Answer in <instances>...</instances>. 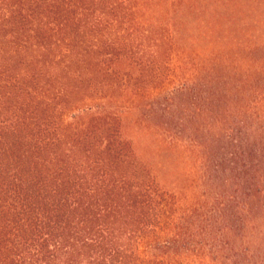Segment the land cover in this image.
<instances>
[{
  "label": "trees",
  "instance_id": "trees-1",
  "mask_svg": "<svg viewBox=\"0 0 264 264\" xmlns=\"http://www.w3.org/2000/svg\"><path fill=\"white\" fill-rule=\"evenodd\" d=\"M158 5L0 0V264H165L141 249L171 235L175 196L125 137L120 115L68 120L70 109L123 83L161 85L174 46L170 23L178 24L140 15ZM253 20L258 50L264 18ZM123 61L137 72L121 71ZM252 71L264 75V55L252 58ZM263 99L257 94L238 130L241 155L252 153V205L264 198ZM260 211L252 207V264H264Z\"/></svg>",
  "mask_w": 264,
  "mask_h": 264
},
{
  "label": "rangeland",
  "instance_id": "rangeland-1",
  "mask_svg": "<svg viewBox=\"0 0 264 264\" xmlns=\"http://www.w3.org/2000/svg\"><path fill=\"white\" fill-rule=\"evenodd\" d=\"M156 2L154 13L140 8V15L172 16L178 24L170 23L174 46L161 85L123 83L70 109L68 120L82 112L120 115L125 137L175 196L171 235L162 239L172 244H143V256L165 264H252V207H264V198L252 205V153L241 155L238 130L257 94L264 96V75L252 71V58L264 55V32L252 50L253 18H264V0ZM118 67L137 72L131 61ZM219 99L229 102L227 110Z\"/></svg>",
  "mask_w": 264,
  "mask_h": 264
}]
</instances>
